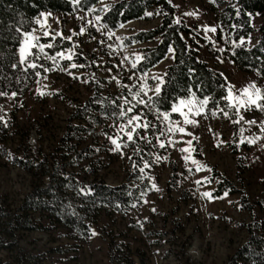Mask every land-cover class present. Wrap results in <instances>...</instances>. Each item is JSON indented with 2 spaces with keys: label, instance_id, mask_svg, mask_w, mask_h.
I'll use <instances>...</instances> for the list:
<instances>
[{
  "label": "rangeland",
  "instance_id": "obj_1",
  "mask_svg": "<svg viewBox=\"0 0 264 264\" xmlns=\"http://www.w3.org/2000/svg\"><path fill=\"white\" fill-rule=\"evenodd\" d=\"M114 1L102 0L95 7L99 10ZM169 1L175 6V18L192 29L186 37L199 56L225 77L227 92L232 88L238 93L252 82L264 89V81L255 71L242 70L230 58L233 43L208 8L210 0ZM193 12L195 15H185ZM101 13L79 9L66 14L43 11L36 18L31 31L40 29L36 23L39 19L48 30L72 37V41L65 40L63 50L65 55L70 49L77 55L72 61H61V65L76 63L78 67L70 69L72 75L67 71L44 73L38 69L41 77L34 76L26 90L16 91L15 97L7 91V96H0L4 117L0 121V195L9 211H17L31 185L38 183L33 172L13 161L14 155L27 158L21 152L23 139H28L30 148L26 153L33 166L56 169V173L71 176L80 183L126 185L139 190V199L122 210H118L119 205L106 207L90 224L85 236L49 223L44 214L35 213L41 228L17 230L10 239L16 238L29 252V264H226L245 242L248 236L245 226L253 214H264V132L258 125L234 124L218 108L206 110L200 116L190 115L197 123L183 124L179 113L171 114L170 121L164 122L156 118L152 105L151 108L141 105L135 111L155 127L140 129V135L146 139H137L136 145L116 151L109 137L123 136L117 125L127 121V116L117 118L121 111L118 106L123 105L124 98L136 103L129 88L133 93L145 84L154 88L157 80L153 77L163 78L173 51L169 48L165 58L148 71H135L132 64L137 63L136 57H141L142 48L155 41L126 45L124 39L136 31L159 25L160 16L150 10L147 13H153L152 16L146 15L114 30L106 27L97 31L102 23L92 27L87 21H95V16ZM82 27L86 31L80 34ZM210 27H216L217 31L206 32L205 28ZM44 30L35 34L42 36ZM109 33L115 35L109 39ZM73 43L78 47L72 48ZM45 75L47 79H43ZM37 89L46 94L39 95ZM153 94L149 91L148 96L141 94V98L147 100ZM106 104L110 112L102 113L100 107ZM182 110L187 112L186 107ZM242 114L245 120L264 121V112L258 109L242 110ZM171 122L184 127L185 133H168L165 124ZM161 132L165 135L161 136ZM254 136L260 137L256 143H240L242 137ZM169 140L174 143L169 144ZM189 140L195 149L192 158L204 166L201 171L183 159L189 153L180 149L189 147L186 143ZM160 142H164V148L159 147ZM134 147L142 150L139 155L134 153ZM157 156L161 159L156 160ZM143 161L151 167L140 173L133 163L142 167ZM48 181L49 176L45 175L43 182ZM153 184L159 190L152 189ZM141 189L146 193L143 197ZM205 191L212 192L214 199L204 198L201 194ZM225 191L229 195L219 198ZM2 226L0 233H5ZM15 254L12 249H1L0 259H12Z\"/></svg>",
  "mask_w": 264,
  "mask_h": 264
},
{
  "label": "trees",
  "instance_id": "obj_2",
  "mask_svg": "<svg viewBox=\"0 0 264 264\" xmlns=\"http://www.w3.org/2000/svg\"><path fill=\"white\" fill-rule=\"evenodd\" d=\"M88 4L96 6V0H86L79 10ZM107 12H102L101 23L114 30L121 24L143 19L150 10L160 16V24L149 29H141L124 39L126 45L155 41L142 48L141 57L134 70L144 73L159 63L172 48V62L163 74L164 84L159 97L153 94L152 107L160 111H170L181 98L195 92L197 98H210L207 110L227 109V82L223 74L213 69L199 56L198 50L186 37L192 29L182 21L176 24L175 6L169 0H115L109 4ZM208 8L213 12L219 26L232 41L230 58L242 70L255 71L264 81V0H210ZM77 9L71 0H0V91L22 92L32 83L34 73L24 72L21 67L13 68L18 61L16 43L19 34L31 31L35 20L43 11L71 13ZM237 9L239 10L237 12ZM244 45L237 47L240 40ZM102 113H109L108 104L100 107ZM22 154L14 155L13 161L33 172L38 183L22 199L17 211H9L0 195V224L5 233H0V250H14L12 259H0V264H29L31 256L18 243L17 230H38L41 223L34 217L42 213L49 223L58 224L78 236H85L89 226L106 207H129L139 199L138 189L126 185L109 186L103 182L80 183L68 175L56 173V169H42L33 166L29 158L28 139H23ZM49 176L45 184L43 177ZM142 192V189L140 190ZM246 208V207H245ZM248 236L226 264H264V214H253L245 226ZM9 258V257H7Z\"/></svg>",
  "mask_w": 264,
  "mask_h": 264
},
{
  "label": "snow or ice",
  "instance_id": "obj_3",
  "mask_svg": "<svg viewBox=\"0 0 264 264\" xmlns=\"http://www.w3.org/2000/svg\"><path fill=\"white\" fill-rule=\"evenodd\" d=\"M72 3L76 6L77 9L81 8L85 5L86 0H72ZM96 3H102V0H96ZM111 6L105 5L103 8H100L99 10L92 4H88L86 7L87 12L96 13L97 11L100 12H107ZM239 10L237 9V12ZM161 14V13H156ZM44 16L45 20L47 19V16L45 14H41ZM50 15V14H48ZM147 16H152L153 13H146ZM185 15H195V13H185ZM81 19H84V17H80ZM103 17L100 15L95 16V21H87L88 25L92 27H96L97 24H99L102 21ZM181 21L177 19L175 21L176 24H179ZM36 23L40 25V29H45L43 31L42 36L36 35V31H39L40 29H34L33 31H24L19 34V37L16 41V43L19 45V59L17 63L13 64L12 67H21L24 72H28L29 69H31L36 77H41V72L38 69H43L44 73H49L51 71H67L69 75H72L70 69L77 68L78 65L76 63H71L68 66H62L61 61H72L73 57L77 55V53L69 50V54L65 55V52L63 50V43L65 40L72 41V37H64L62 32H55L48 30L43 21L37 20ZM123 27V24L120 25ZM106 24H100V27H97V31H101L102 28H106ZM86 31L85 28L80 29V34H83ZM206 32H213L215 33L217 31L216 27H210L205 28ZM73 35H77V33L73 32ZM115 33H109L108 38L111 39L112 36H114ZM42 40H46L47 42H41ZM59 40V42H58ZM245 41L243 39L240 40V43L237 45V47H240L244 45ZM78 45L75 43L72 44V48H76ZM48 50H52L49 52ZM172 51V49H170ZM220 51H223V49H220ZM142 57H136V61L139 62L142 60ZM41 61H44L41 63ZM51 62V63H49ZM79 67H84V65H79ZM132 68H137V63L132 64ZM264 75V74H262ZM78 78V77H73ZM147 77L145 76V79ZM43 79H47V76H43ZM153 79L157 80V84L154 88L148 87L146 84L139 87L138 91L135 93L131 92V88H129V95L132 96V99L136 101V103H132L129 99L124 98L123 99V105H119L118 107L121 108V111L116 114L118 119H123L127 116V121L124 124L117 125L119 132L123 133V136L117 135L115 138L109 137L111 143L115 146L116 151H120L122 148H127L129 145H136L137 139H146V137L140 135V129H143L145 131L155 127L150 121H147L144 116L140 112H136L135 110L139 108L141 105L144 107L151 108V105L153 103V98L148 97L147 100L141 98V94L143 96H148V92L152 91L156 97H159L161 91H162V85L164 84V81L160 77H153ZM46 88L47 86H42ZM128 87V86H126ZM37 93L41 96L45 95L46 93L42 89H37ZM8 94L0 91V96H7ZM13 97L16 96V93L13 92L11 94ZM227 101H229L226 105L227 109L231 110H225V108H220L219 111L223 114L224 117L232 120L234 124H241V122L249 124V125H258L261 132H264V121L257 122L255 119L253 120H245L244 115L242 114L243 111H251L253 109H258L261 112H264V89L257 86L255 82H252L248 84L246 87L239 90V92H234L232 88L228 89L227 96L224 97ZM210 103V98L204 97L202 99H198L196 97L195 92H190L188 97L181 98L177 102L174 103V105L171 107L170 112L168 111H160L159 109L156 110V118L162 119L164 122L170 121V115L173 113H179L181 116H183V124H195L197 123L194 119H190L189 116H200L205 113L207 110V106ZM124 105H128V107H124ZM186 107L187 112L183 111L182 109ZM134 115H128L129 113H134ZM212 115H216V112L213 111ZM233 117H236V119H233ZM3 113L0 111V121H3ZM6 124V122H4ZM165 126L167 127L168 133H185V128L182 126H179L177 122H171L166 123ZM243 133V129H241V136ZM188 135H191V133H187ZM161 136L165 135L164 132L160 133ZM124 137H126V141L124 140ZM260 139L259 136H254L253 138H247L242 137L240 140V143H250L254 144L256 141ZM169 144H173L174 142L169 140ZM189 147L181 148L180 151L189 153V155H186L183 157L185 161H191L192 164L196 165V171L203 170L204 166L200 165L198 161L192 158L191 153L195 152V149L191 148L192 141L189 140L186 142ZM219 144L217 145V147ZM160 148H164L165 144L164 142H160L159 144ZM134 153L139 155L142 151L139 147H134ZM129 159H131V156H129ZM142 159V158H141ZM161 157L157 156L156 160H160ZM134 168H138V171L140 173H144L146 168H150L151 165L147 161H143V166L139 167L135 162L133 163ZM211 171V169H208ZM191 171V170H190ZM151 179V177H149ZM207 180V178H205ZM197 184H200L201 181H196ZM152 189L159 190L156 188V185H152ZM146 195L145 192L141 193V197ZM204 198H207L209 200L214 199L213 193L210 191H205L201 194ZM229 195L228 191H225L223 193L222 197L224 198ZM147 203V201H145ZM132 207H136L135 204L132 205ZM155 211V209H153ZM143 225H141L142 227ZM92 235H96L95 232L92 233Z\"/></svg>",
  "mask_w": 264,
  "mask_h": 264
}]
</instances>
